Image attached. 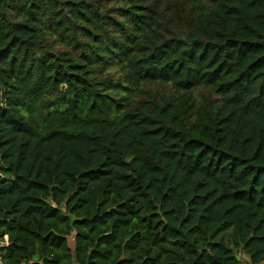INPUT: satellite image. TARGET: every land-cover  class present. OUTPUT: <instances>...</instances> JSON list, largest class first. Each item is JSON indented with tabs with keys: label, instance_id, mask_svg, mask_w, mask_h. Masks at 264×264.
Listing matches in <instances>:
<instances>
[{
	"label": "trees",
	"instance_id": "16d2710c",
	"mask_svg": "<svg viewBox=\"0 0 264 264\" xmlns=\"http://www.w3.org/2000/svg\"><path fill=\"white\" fill-rule=\"evenodd\" d=\"M0 243L264 264V0H0Z\"/></svg>",
	"mask_w": 264,
	"mask_h": 264
},
{
	"label": "rangeland",
	"instance_id": "374dc122",
	"mask_svg": "<svg viewBox=\"0 0 264 264\" xmlns=\"http://www.w3.org/2000/svg\"><path fill=\"white\" fill-rule=\"evenodd\" d=\"M217 239H220L221 241H223L228 246H232V247L234 246V242L232 239V232L230 229L223 231L218 236ZM69 244H70V246L73 245V239L72 238L69 239ZM0 246H1V243H0ZM235 253L238 256V258L242 261L243 264H249L248 257L241 250H236Z\"/></svg>",
	"mask_w": 264,
	"mask_h": 264
},
{
	"label": "built area",
	"instance_id": "2783aa9c",
	"mask_svg": "<svg viewBox=\"0 0 264 264\" xmlns=\"http://www.w3.org/2000/svg\"><path fill=\"white\" fill-rule=\"evenodd\" d=\"M0 264H3V263L0 261Z\"/></svg>",
	"mask_w": 264,
	"mask_h": 264
},
{
	"label": "water",
	"instance_id": "95a60500",
	"mask_svg": "<svg viewBox=\"0 0 264 264\" xmlns=\"http://www.w3.org/2000/svg\"><path fill=\"white\" fill-rule=\"evenodd\" d=\"M237 258H238V256H237Z\"/></svg>",
	"mask_w": 264,
	"mask_h": 264
}]
</instances>
